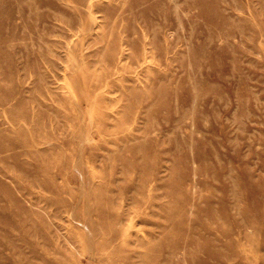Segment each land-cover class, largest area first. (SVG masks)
<instances>
[{
    "label": "rangeland",
    "instance_id": "rangeland-1",
    "mask_svg": "<svg viewBox=\"0 0 264 264\" xmlns=\"http://www.w3.org/2000/svg\"><path fill=\"white\" fill-rule=\"evenodd\" d=\"M0 264H264V0H0Z\"/></svg>",
    "mask_w": 264,
    "mask_h": 264
}]
</instances>
